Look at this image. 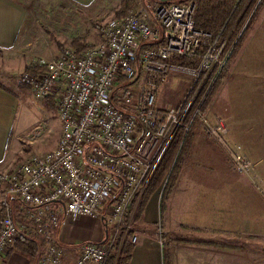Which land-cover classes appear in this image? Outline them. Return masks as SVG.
<instances>
[{"label":"built area","instance_id":"built-area-1","mask_svg":"<svg viewBox=\"0 0 264 264\" xmlns=\"http://www.w3.org/2000/svg\"><path fill=\"white\" fill-rule=\"evenodd\" d=\"M261 2L238 0L231 29L214 35L196 27L193 1H148L111 18L99 43L34 58L37 72L24 71L21 80L38 99L57 100L62 133L54 149L1 174L2 202L15 195L36 210L19 225L7 205L6 212L0 207V259L22 235L36 232L47 240L40 264H62L66 248L54 238V228L67 217L88 216L105 217L115 237L111 244L84 242L77 264H105L116 240L132 230L135 210L170 141L180 129L185 137L197 118L206 121V100ZM202 44L206 50L198 67L164 61L172 55L193 57ZM138 82V89L130 87ZM184 83L189 85L177 104L158 103L163 86L174 94L184 91ZM207 128L236 168H253L242 145L225 141L224 120ZM131 241H137L134 233Z\"/></svg>","mask_w":264,"mask_h":264},{"label":"rangeland","instance_id":"rangeland-1","mask_svg":"<svg viewBox=\"0 0 264 264\" xmlns=\"http://www.w3.org/2000/svg\"><path fill=\"white\" fill-rule=\"evenodd\" d=\"M148 1L164 2L139 0L132 10L142 7ZM58 2L60 5L50 3L47 8L40 7L33 14L36 19L33 21L30 38L32 47L26 54L14 55L10 60L13 64L6 70L7 73L0 76L14 91L17 100L14 128L15 134L20 135L22 146L20 144L15 150L18 153L13 168L28 160L31 155L49 151L62 132L57 100L52 97L38 99L29 84L20 82L28 64H24L25 59L30 63L39 56L57 57L63 48L76 49L75 40L82 46L96 44L103 39L107 22L111 18L124 16L117 15L122 8V0H111L104 5L95 3L80 6L82 11L76 8L73 10L70 0ZM263 12L264 8L246 42L257 31L258 41L255 40L256 36L252 40L258 45L264 44V23L260 20ZM77 16L82 18L77 21ZM244 47L208 106L206 121L197 120L194 123L191 151L186 154L178 173V185L175 184L177 188L174 186L176 189H173L171 203L173 211L169 215L171 218L167 219L168 223L171 220L168 227L177 240L231 238H228L229 244L226 247L177 241L175 264H264V242L251 245L250 241L246 243L233 233L243 231L241 227H248L245 220L264 218V51L263 47L257 46L263 53H244ZM138 85L139 82L130 87L136 90ZM188 85L184 83V91L174 94L163 86L158 103L166 107L177 104ZM247 86L251 89L247 90ZM121 92L123 89L118 94ZM219 118L226 120L229 128L225 141L230 147L242 145V154L254 164L251 170L236 168L223 144L212 135H207L206 128L217 126ZM16 147L15 144L10 150ZM162 192L163 187L156 193L160 201ZM251 246L258 248L261 253L248 252L246 249Z\"/></svg>","mask_w":264,"mask_h":264},{"label":"crops","instance_id":"crops-1","mask_svg":"<svg viewBox=\"0 0 264 264\" xmlns=\"http://www.w3.org/2000/svg\"><path fill=\"white\" fill-rule=\"evenodd\" d=\"M60 0H0V76L2 74L7 73L6 70L11 67L13 62H11V58L18 56L17 54L26 52L29 48L32 47L31 35L33 31V21L36 19V16L33 14L37 13V9L45 6L50 3H57L60 5ZM70 4L73 5L74 8L81 10L80 6L91 5L95 3H101L102 5L108 4L111 0H70ZM164 2H171L175 0H160ZM39 5V6H38ZM76 6V7H75ZM77 10V11H78ZM80 16L76 17L78 21ZM261 23H264V12L260 17ZM259 23V22H258ZM259 25V24H258ZM257 31L251 36L246 44L244 53H263L264 44L258 45L254 43L252 40L256 35ZM104 38V31H103ZM258 36L255 37V40L258 41ZM103 40V39H102ZM101 40V41H102ZM252 40V41H251ZM100 42V41H99ZM98 42V43H99ZM264 43V41H262ZM259 43V42H258ZM258 47H263V51L258 49ZM74 50L77 51V48ZM78 52V51H77ZM81 52V51H80ZM9 59V60H6ZM29 63V60L25 59L24 64ZM8 77V76H7ZM247 90L251 89V87H246ZM16 96L14 95V91L11 90L3 80L0 79V207L5 204L9 207V210L13 214L16 222L21 225L24 222L30 221V214L36 210L34 205H26L24 204L18 196L11 195L8 197V202H2V196L5 192L6 184L3 181L1 174L7 170L13 169V165L16 162L15 156L18 152H15L17 148L22 143L19 134H15V102ZM219 120H224L223 118H219ZM227 124V121L224 120ZM228 126V125H227ZM62 128V125L60 124ZM62 133V132H61ZM61 136V135H60ZM59 136V138H60ZM57 139L54 147L50 150L54 149L59 141ZM15 142V143H14ZM16 148L11 147L15 146ZM22 146V144H21ZM21 150V148H20ZM191 151V150H190ZM189 151V152H190ZM250 152L253 150L250 148ZM190 154V153H189ZM178 185V182L177 184ZM177 188V186H175ZM174 188V190L176 189ZM174 193V191H173ZM173 193L168 202L167 208V217L164 219L162 224V231L158 230V226L156 223H160V199L157 198L156 195L152 197L150 202L148 203L146 210L144 212L143 218L139 223V226L135 227L132 224V232L137 236V241L134 243V249L132 252L131 263L132 264H164L163 258V244L160 242L164 239V242L170 243L172 248V262L175 264V254L176 247L175 243L183 242L185 240L179 239L177 240L173 235L172 230L168 227V224H171L170 213L171 203ZM57 206V204H55ZM170 217V218H169ZM255 221V222H254ZM248 224V227H241L240 229L243 231H235L233 232L237 235V238H241L242 241H250V244L253 243H263L264 242V218L257 217L255 220H245V224ZM149 224V225H147ZM169 224V225H170ZM244 224V225H245ZM185 226V224H182ZM188 226V225H186ZM132 233V234H133ZM163 235V239L161 234ZM231 233V234H233ZM53 236L56 240H58L65 248L66 253L64 255V260L62 264H77L81 246L84 242H100L103 244H111L114 237V226L107 222L105 217L97 218V217H80L75 221H69L67 217V222H65L60 228L57 227L56 230L53 231ZM31 237L38 239L42 243L41 250L47 246V240L40 234L33 232L30 234ZM129 237V236H128ZM231 238V237H228ZM228 238H224L221 240L218 239H201L194 240L189 239L187 241L194 243L195 245H206V246H227L229 243L227 242ZM174 239L176 241H174ZM185 241V242H187ZM118 242V239L115 243ZM177 242V243H178ZM247 243V242H246ZM15 244V243H14ZM212 249V248H210ZM243 249V248H242ZM255 246H251L249 249H246L248 252L251 250H257ZM115 251L113 247L111 253ZM259 253L252 252L255 254ZM93 264V262H89L87 264ZM0 264H40L39 262V254L34 260H30L28 257L22 255L17 251H11L7 256H3L0 259ZM97 264V263H94Z\"/></svg>","mask_w":264,"mask_h":264},{"label":"trees","instance_id":"trees-1","mask_svg":"<svg viewBox=\"0 0 264 264\" xmlns=\"http://www.w3.org/2000/svg\"><path fill=\"white\" fill-rule=\"evenodd\" d=\"M193 1L196 4L194 19L196 27L204 32L212 33L214 35L219 34L222 30L227 33L235 22V18L238 14V9L236 10V4L238 0H175L165 3H186ZM139 0H122V8L117 15L127 14L133 8ZM164 3V2H162ZM264 8V0H262L259 5L258 10L254 14L247 30L238 40L235 48L230 56L227 66L224 68L220 76L218 77L213 89L211 90L203 110L206 112L210 103H212L215 95L217 94L219 87L223 79L228 75L231 64L236 59L240 50L244 47V44L249 36V34L254 30L255 23ZM77 51L80 52L89 45L80 44L79 41L75 40ZM206 50L204 44L201 45L199 52L193 57L172 55L171 57L164 59L167 63H175L186 66H196L198 67L202 60V55ZM38 67L32 62L28 63L25 71L35 73ZM20 82H24L21 80ZM27 83V82H26ZM28 84V83H27ZM200 120L199 118L196 119ZM195 121V122H196ZM194 122V123H195ZM207 135H211L208 128H206ZM185 131L180 129L177 134L170 141L168 147L166 148L164 154L159 160L151 178L149 179L146 188L142 194V197L138 203L135 210L132 224L137 227L143 218L146 207L152 197L156 195L158 190L163 187V192L160 201V213H161V223H156L158 227H162L163 221L165 219V213L167 212L168 202L170 200L171 194L173 193L174 186L177 181L178 173L180 172L184 159L188 151H190L193 139H194V124L187 132L184 137ZM234 165V164H233ZM157 196V195H156ZM6 204L3 205V210L6 212ZM161 224V225H160ZM57 228H54L56 230ZM53 230V231H54ZM133 232L130 231L129 237L126 236L123 240L122 237L118 238V242L114 244L115 251L110 253L106 264H132V252L134 249V243H132L131 238ZM163 236V235H162ZM42 248V243L30 235H22L15 244L10 248L11 251H17L22 255L28 257L31 261L36 259ZM9 252V253H10ZM251 252L259 253L257 250H251ZM163 258L164 264H173L172 262V248L170 243L163 244Z\"/></svg>","mask_w":264,"mask_h":264}]
</instances>
